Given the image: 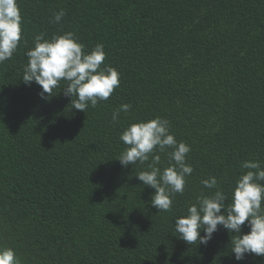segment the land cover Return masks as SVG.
I'll list each match as a JSON object with an SVG mask.
<instances>
[{"label": "trees", "instance_id": "trees-1", "mask_svg": "<svg viewBox=\"0 0 264 264\" xmlns=\"http://www.w3.org/2000/svg\"><path fill=\"white\" fill-rule=\"evenodd\" d=\"M18 5L22 40L0 63V246L15 249L20 264H264L254 254L236 261L235 233L223 227L206 246L175 231L176 218L215 191L202 180L215 176L231 203L242 162L264 166V0ZM68 31L86 51L103 44L104 64L120 73V86L86 113L71 108L63 82L42 99L38 84L22 80L35 35ZM125 103L130 110L113 122ZM157 116L191 146L193 172L171 211L158 212L155 190L136 176L151 159L127 167L118 160L123 130ZM158 154L167 167V152Z\"/></svg>", "mask_w": 264, "mask_h": 264}, {"label": "clouds", "instance_id": "clouds-1", "mask_svg": "<svg viewBox=\"0 0 264 264\" xmlns=\"http://www.w3.org/2000/svg\"><path fill=\"white\" fill-rule=\"evenodd\" d=\"M65 14L64 9L59 10L54 21L59 23ZM22 19L18 0H0V63L17 51L22 40ZM26 56L28 62L22 78L26 84H38L42 89L39 95L48 99L63 82L61 90L65 97L71 98V108L85 113L89 105L94 108L98 102L106 101L120 86L118 70L104 64V45L97 43L86 51L72 31L50 39L44 33L36 34L34 47ZM130 108L125 103L113 110L112 121L118 123L120 113H127ZM120 140L126 145L118 158L123 167L145 164L151 159L147 169L136 176L155 190L152 206L158 212L171 211L175 195L183 194L186 179L193 172V167L186 162L191 146L178 142L170 131V122L159 116L130 124L121 133ZM165 152L169 165L162 168L158 153ZM242 169L247 171L237 179L231 203L215 176L201 181L205 188L215 191L208 195L201 193L188 207L187 214L176 218L175 231L180 239L189 245L206 246L219 227H223L235 233L230 244L236 261H242L246 255L264 256V166L258 160H249L242 162ZM242 226L250 231L242 234ZM0 264H20L15 249L0 246Z\"/></svg>", "mask_w": 264, "mask_h": 264}]
</instances>
